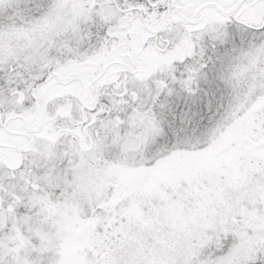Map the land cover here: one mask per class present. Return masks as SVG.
<instances>
[{"label":"snow or ice","instance_id":"snow-or-ice-1","mask_svg":"<svg viewBox=\"0 0 264 264\" xmlns=\"http://www.w3.org/2000/svg\"><path fill=\"white\" fill-rule=\"evenodd\" d=\"M0 264H264V0H0Z\"/></svg>","mask_w":264,"mask_h":264}]
</instances>
